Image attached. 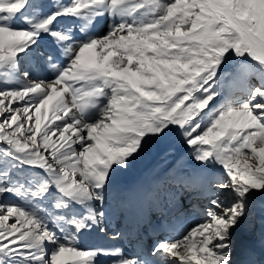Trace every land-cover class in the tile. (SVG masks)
<instances>
[{"label":"snow or ice","instance_id":"obj_1","mask_svg":"<svg viewBox=\"0 0 264 264\" xmlns=\"http://www.w3.org/2000/svg\"><path fill=\"white\" fill-rule=\"evenodd\" d=\"M0 78V264H264V0H0Z\"/></svg>","mask_w":264,"mask_h":264},{"label":"bare ground","instance_id":"obj_2","mask_svg":"<svg viewBox=\"0 0 264 264\" xmlns=\"http://www.w3.org/2000/svg\"><path fill=\"white\" fill-rule=\"evenodd\" d=\"M110 22V21H109ZM107 24L105 22V20H101L100 23L97 25L95 31L97 32H104L106 30ZM25 66V65H24ZM20 79H23V77L21 76ZM172 169V167L167 170V172H169ZM166 174V172L164 170H160V171H156V169L152 170V174H142V175H138V177H136V179L134 180V182H132L133 184L131 185V187L135 186L136 184L140 183L141 181H144L145 179H147L150 176H164ZM184 209L185 212L182 216H180V212L181 210ZM180 209L179 211H175V210H168L166 206L164 205H160V206H146L145 208L138 209L134 206H128L125 207L121 210H119L116 215L112 218L111 223L109 224V231H114L115 230V224H114V220L116 218H118L120 215L121 217H123V219L125 220V218H129V219H134L138 212H143L145 219L151 220L153 223H156L158 220L162 223H166L169 227H173L176 224V221L178 220H182L187 218L188 220H190L189 225L193 224L197 219H199V217L196 213V211L194 210V208L192 207H184ZM166 210V212L162 215V212ZM173 211L178 214L173 216ZM156 214V215H155ZM187 225V227L189 226ZM187 227H180L177 228L175 227L172 230H168L164 233L165 235H167L169 238H179V234L180 231L184 228ZM159 230L155 231V232H151L150 234H148V238L146 240L147 243H150L151 240L157 235ZM114 234H110L107 236H100L97 233H93L92 235H90L89 237H86L84 240L85 244H93V245H97L100 247H104V248H113V247H120V244L122 243V240H117V241H113L111 239V237ZM130 252V251H129ZM112 262V258L111 257H101L99 260V264H111Z\"/></svg>","mask_w":264,"mask_h":264},{"label":"rangeland","instance_id":"obj_3","mask_svg":"<svg viewBox=\"0 0 264 264\" xmlns=\"http://www.w3.org/2000/svg\"><path fill=\"white\" fill-rule=\"evenodd\" d=\"M3 80L0 78V87H3ZM177 159L180 157L177 156L174 148L172 147H164L159 151L154 152L153 154L145 157L143 160L137 162L134 167L124 174L125 177L142 174H152V170L156 169V171L164 170L165 172L170 168L174 167L176 164ZM186 160V157H185ZM254 161H249V163H253ZM81 167L83 164L81 163ZM7 202H15L14 198L12 197H5Z\"/></svg>","mask_w":264,"mask_h":264}]
</instances>
